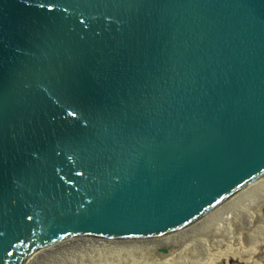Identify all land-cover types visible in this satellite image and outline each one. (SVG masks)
Segmentation results:
<instances>
[{"label": "water", "instance_id": "obj_1", "mask_svg": "<svg viewBox=\"0 0 264 264\" xmlns=\"http://www.w3.org/2000/svg\"><path fill=\"white\" fill-rule=\"evenodd\" d=\"M262 191L264 0H0V264H155Z\"/></svg>", "mask_w": 264, "mask_h": 264}, {"label": "bare ground", "instance_id": "obj_2", "mask_svg": "<svg viewBox=\"0 0 264 264\" xmlns=\"http://www.w3.org/2000/svg\"><path fill=\"white\" fill-rule=\"evenodd\" d=\"M263 213L264 191L232 195L208 215L200 235L155 264H217L228 257L258 264L256 260L261 259L264 249ZM80 242H91L93 250L83 251L79 264H131L128 262L131 255L139 259L137 252L122 242L98 238ZM98 245L106 247L102 251Z\"/></svg>", "mask_w": 264, "mask_h": 264}, {"label": "rangeland", "instance_id": "obj_3", "mask_svg": "<svg viewBox=\"0 0 264 264\" xmlns=\"http://www.w3.org/2000/svg\"><path fill=\"white\" fill-rule=\"evenodd\" d=\"M262 216L264 217V213L262 214ZM242 224L244 225V222H242ZM88 239H90V240L91 239H93V240L95 239L96 240V238H92V237H81V238H79L77 240V242L75 240V242L74 241L71 242L72 244L69 243L67 245V247L60 253V255L58 256V258L56 259L54 264H71V263L72 264L73 263L74 264H79V255H81L83 253V251L85 252V251H92L93 250V249H91V248H93V246H92L93 244H91V242L88 243V244L85 243V242H80V240L84 241V240H88ZM98 240H102V239L98 238ZM87 245H89V246H87ZM99 247H101V249L103 251L106 246L105 247L104 246H99ZM113 248L115 249V247H113ZM79 251H81V253ZM261 255H262L261 259L264 261V249H263V253H261ZM129 257L130 258L129 259L127 258V259H128V262L130 261L129 263H131V264H136L137 261L138 262L140 261L136 256L131 255ZM261 259L256 260V261H258V264H263ZM115 263H117V262H115ZM217 264H245V263H242V261H240L238 257H228L227 260L220 259Z\"/></svg>", "mask_w": 264, "mask_h": 264}]
</instances>
